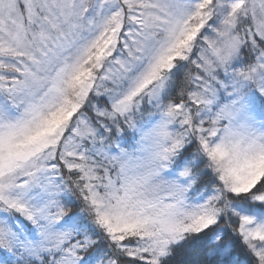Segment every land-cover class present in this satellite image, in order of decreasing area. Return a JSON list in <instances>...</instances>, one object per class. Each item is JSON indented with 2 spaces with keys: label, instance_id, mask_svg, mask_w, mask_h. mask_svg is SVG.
Wrapping results in <instances>:
<instances>
[{
  "label": "snow or ice",
  "instance_id": "snow-or-ice-1",
  "mask_svg": "<svg viewBox=\"0 0 264 264\" xmlns=\"http://www.w3.org/2000/svg\"><path fill=\"white\" fill-rule=\"evenodd\" d=\"M0 264H264V0H0Z\"/></svg>",
  "mask_w": 264,
  "mask_h": 264
}]
</instances>
